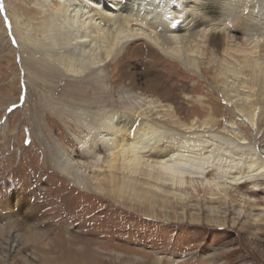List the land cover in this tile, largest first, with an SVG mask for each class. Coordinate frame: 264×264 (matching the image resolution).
Returning a JSON list of instances; mask_svg holds the SVG:
<instances>
[{"label":"bare ground","instance_id":"6f19581e","mask_svg":"<svg viewBox=\"0 0 264 264\" xmlns=\"http://www.w3.org/2000/svg\"><path fill=\"white\" fill-rule=\"evenodd\" d=\"M3 6L12 15L8 33L25 80L36 87L28 92H39L74 128L72 146L60 143L58 153L46 154L72 187L156 218L144 199L130 201L165 196L184 205L179 221H203L187 210L196 208L208 210V222L218 227L225 225L221 204L253 203L239 188L264 184V153L253 139L264 123V0H6ZM166 66L206 81L215 97L194 96L189 86L163 92ZM180 98L192 111L176 105ZM8 239L11 251L21 246L18 234Z\"/></svg>","mask_w":264,"mask_h":264},{"label":"rangeland","instance_id":"374dc122","mask_svg":"<svg viewBox=\"0 0 264 264\" xmlns=\"http://www.w3.org/2000/svg\"><path fill=\"white\" fill-rule=\"evenodd\" d=\"M3 5L6 0H0V125L7 126L0 128V264H264V184L259 189L249 183L240 186L241 193L253 198L251 206L239 200L221 204L223 227L208 222V210L196 208L187 210L201 213L203 221H179L184 205L173 206L165 196L131 197L135 200L131 204L149 203L148 209L161 216L156 218L139 213L140 207L135 211L72 187L46 154L58 153L60 143L72 146L74 128L65 127L25 80L21 53L8 33L12 15L3 11ZM165 71L170 78L162 79L163 92L176 95L189 86L194 96L215 97L206 81L196 83L179 68L166 66ZM39 100L43 107L35 110ZM186 102L180 98L176 105L192 109ZM241 130L249 134L248 128ZM253 139L264 153V123L253 131ZM31 225L37 234L29 230ZM9 233L19 235L16 251L9 248Z\"/></svg>","mask_w":264,"mask_h":264}]
</instances>
